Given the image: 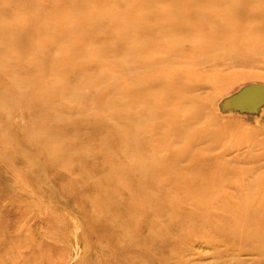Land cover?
Segmentation results:
<instances>
[{"label":"rangeland","instance_id":"374dc122","mask_svg":"<svg viewBox=\"0 0 264 264\" xmlns=\"http://www.w3.org/2000/svg\"><path fill=\"white\" fill-rule=\"evenodd\" d=\"M262 89L264 0H0V264H172L173 174L264 181Z\"/></svg>","mask_w":264,"mask_h":264},{"label":"bare ground","instance_id":"6f19581e","mask_svg":"<svg viewBox=\"0 0 264 264\" xmlns=\"http://www.w3.org/2000/svg\"><path fill=\"white\" fill-rule=\"evenodd\" d=\"M228 17L214 10L193 9L186 3L181 17L174 16L173 24H180L191 33ZM259 92L252 99L261 103L264 93ZM211 157L210 153L192 149L176 160H187L186 164H178L182 169H205L212 166ZM235 169L231 167L221 176H208L203 170L184 176L173 174V178L182 179L173 180L170 213L163 222L162 214L155 213L161 228L170 223L165 234L172 246V264H199L194 260L195 246L210 249L214 264H247L240 257L244 250L255 254L249 264H264V181L246 182L242 172L236 173L237 180H232L230 173L235 175ZM201 255L208 257L207 253Z\"/></svg>","mask_w":264,"mask_h":264}]
</instances>
